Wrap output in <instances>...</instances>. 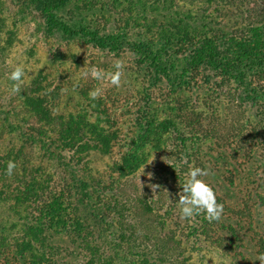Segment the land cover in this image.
Masks as SVG:
<instances>
[{
	"label": "trees",
	"instance_id": "trees-1",
	"mask_svg": "<svg viewBox=\"0 0 264 264\" xmlns=\"http://www.w3.org/2000/svg\"><path fill=\"white\" fill-rule=\"evenodd\" d=\"M24 2L37 10L36 29L44 39L60 38L101 52L128 49L156 81L168 79L163 53L170 49L179 54L187 45L181 77L207 67L243 84L264 62V17L219 36L210 22L180 10L174 0H124L121 11L128 7V21L138 26L127 22L103 32L92 22L108 14L102 5L84 0ZM58 51L52 63L59 64ZM149 87L143 88L141 114H130L122 136L117 126L92 123L82 112L73 115L55 104L49 107L38 89L20 95V108L0 101V264H259L264 232L261 237L253 233L257 228L246 204L223 202L221 189L229 191L233 184L217 183L216 167L206 160L212 157L189 153L183 139L160 169L152 195L121 184L165 149L174 127L169 114L159 119L157 97ZM177 87L173 93L181 90ZM163 101L166 113L171 108L166 97ZM219 145L215 140L212 146ZM9 160L16 163L11 176L4 171ZM190 166L208 170L203 179L224 206L219 221L210 223L203 214L191 221L180 219L175 194Z\"/></svg>",
	"mask_w": 264,
	"mask_h": 264
},
{
	"label": "rangeland",
	"instance_id": "rangeland-1",
	"mask_svg": "<svg viewBox=\"0 0 264 264\" xmlns=\"http://www.w3.org/2000/svg\"><path fill=\"white\" fill-rule=\"evenodd\" d=\"M0 1L1 102L20 108V95L38 89V96L49 107L55 104L57 110L73 115H81L82 112L92 123L117 126L118 135L122 136L127 131L125 123L132 119L130 114H141L142 110L138 108L144 106L143 88L151 86V96L157 97L154 107L159 119L169 114L174 127L169 141L163 143V152L153 155L145 168L121 184L152 195L161 177L160 169L166 166L168 156L179 149L180 139H183L189 153L212 157H206V160H212L216 167L217 183L233 184L229 191L224 187L221 189L223 202L239 207L246 204L250 216L247 213L245 216L252 218L253 227L256 224L257 228L253 233L261 237L264 232L260 230V226H264V62L261 71L249 73L243 84L217 75L207 67L200 68L192 77H181L179 74L190 50V45H187L185 52L176 54L167 49V53H163L168 64V79L156 81L146 64L147 70L140 67L136 62L139 57L128 49L116 53L101 52L77 42L66 44L60 38L44 39L36 29L38 13L34 5L27 7L24 0ZM84 1L102 5L106 12L108 10L109 15L92 19L103 32H108L112 26L121 28L127 22L138 26L135 21H128L131 16L128 7L121 11L124 0ZM174 1L180 10L183 7L191 16L205 18L219 36L223 32H237L245 24L264 17V0ZM135 34L134 31L132 40L136 38ZM31 49L33 52L30 53ZM57 50L59 64L50 60ZM117 59L123 64L119 88L109 85L107 80L85 76L92 68L106 73L115 71L112 65ZM16 65H22L26 75L20 91L13 93V82L8 79V73ZM176 87L181 90L173 93ZM93 89H100L95 99L89 96ZM164 97L168 102L166 106L171 108L166 113L165 106L161 105ZM58 117L52 115L49 118ZM215 140L220 144L217 148L212 146ZM215 156L219 158L214 160Z\"/></svg>",
	"mask_w": 264,
	"mask_h": 264
},
{
	"label": "clouds",
	"instance_id": "clouds-1",
	"mask_svg": "<svg viewBox=\"0 0 264 264\" xmlns=\"http://www.w3.org/2000/svg\"><path fill=\"white\" fill-rule=\"evenodd\" d=\"M112 67L115 71L108 73L98 68H92L90 72L85 73V76H90L95 80H107L109 85L119 88L123 64L117 59ZM25 75L26 71L22 65H16L8 73V79L13 82L11 86L13 93L20 91V85L23 83ZM99 94L100 89L89 91V96L92 99H95ZM15 168L16 163L13 160H9L4 170L5 174L11 176ZM208 174L206 168L198 166H190L184 173V181L179 186L180 190L175 194L178 197V199H175V203L179 209L178 214L181 220L191 221L201 214L210 223L220 220L224 206L217 201V195L212 186L203 179ZM256 261H259V264H264V253H258Z\"/></svg>",
	"mask_w": 264,
	"mask_h": 264
}]
</instances>
